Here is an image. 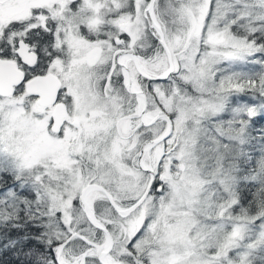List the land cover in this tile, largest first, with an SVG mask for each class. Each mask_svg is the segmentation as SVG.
<instances>
[{
    "label": "snow or ice",
    "instance_id": "obj_1",
    "mask_svg": "<svg viewBox=\"0 0 264 264\" xmlns=\"http://www.w3.org/2000/svg\"><path fill=\"white\" fill-rule=\"evenodd\" d=\"M0 264H264V0H0Z\"/></svg>",
    "mask_w": 264,
    "mask_h": 264
}]
</instances>
